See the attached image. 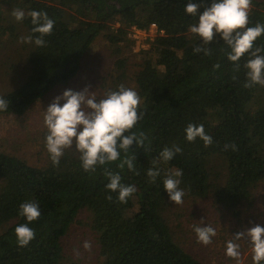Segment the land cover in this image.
I'll return each instance as SVG.
<instances>
[{"label": "trees", "instance_id": "obj_1", "mask_svg": "<svg viewBox=\"0 0 264 264\" xmlns=\"http://www.w3.org/2000/svg\"><path fill=\"white\" fill-rule=\"evenodd\" d=\"M1 2L11 14L15 9L25 13L15 27L6 28L10 35L17 37L18 31L23 37L32 34L31 11L47 13L54 27L51 35L43 37V46L24 43L25 78L16 88L0 94L9 102L0 116H21L52 89L67 84L102 34L115 58L117 74L106 92L120 85L137 92L142 117L131 131L143 134L146 140L144 148H137L134 142L129 149L133 171L127 165L118 167L125 158L123 152L119 160L106 166L121 177L122 184L136 187L123 204L117 200L118 193L106 189L110 181L104 169L85 172L79 153L72 149L65 150L58 166L49 157L43 167L0 153V264H67L61 241L82 211L89 213V227L97 237L99 264H203L173 238L163 215L168 197L164 180L181 170L179 189L184 196L211 198L234 215L251 202L253 188L264 180V102L256 101L261 86L244 87V64L252 57L245 54L237 67L227 59L230 49L219 36L206 46L211 55L194 52L201 44L189 27L198 23L213 0ZM189 2L198 5L195 17L185 13ZM111 23L117 26L111 28ZM257 23L264 24V0H252L248 27ZM152 24L161 35L138 53L139 69L130 87L122 49L130 44L127 35L132 27L146 30ZM256 47L264 55V34L254 42ZM190 123L202 124L212 144L205 147L199 138L187 142L185 129ZM225 145H235L236 150H225ZM174 146L181 152L172 160L159 158L161 151ZM149 169L159 171L155 182L147 176ZM109 195L111 200L106 198ZM28 201L39 205L41 215L28 225L35 238L19 247L14 230L26 223L18 213L19 205Z\"/></svg>", "mask_w": 264, "mask_h": 264}, {"label": "clouds", "instance_id": "obj_2", "mask_svg": "<svg viewBox=\"0 0 264 264\" xmlns=\"http://www.w3.org/2000/svg\"><path fill=\"white\" fill-rule=\"evenodd\" d=\"M251 4L252 0H213L210 7L199 16L198 23L189 27V32L197 36L201 44L194 49L195 53L211 55V49L206 46L219 36L230 49L227 59L237 67L245 54L252 57L244 64L247 69L245 88L264 86V55H260L262 49L254 48V42L264 34V24L257 23L253 27H248ZM197 9V4L189 2L184 10L186 14L195 17ZM28 15L34 26L31 29L32 34L22 37L20 42H34L36 46H43L45 44L43 37L51 35L54 21L45 12L31 11ZM12 16L15 21L21 22L25 13L23 10L15 9ZM33 34H36L34 40ZM89 87L86 86L81 91L65 90L61 96L55 97L44 111L43 122L47 129L46 151L53 166H58L65 150L74 149L79 153L82 169L94 173L97 167L103 168L110 181L106 189L118 193L119 203H127L136 192V187L122 184L121 177L113 174L106 166L119 160L123 152L125 158L118 167L124 168L127 165L130 171L134 170L133 157L127 154L134 142L137 148H144L146 140L143 134L138 135L137 132L131 131L142 117V113L139 112L140 97L133 89L120 85L115 91L108 90L104 98L97 99L95 92L89 91ZM61 101H64L62 106ZM8 104V101L0 98V111L8 110ZM185 134L186 141L190 143L199 138L207 147L213 142L212 137L205 133L202 124H188ZM229 147L233 151L236 150L235 145H225V150ZM179 152L181 149L178 146L165 148L160 152L159 158L168 162ZM158 175V170L147 171L150 182H155ZM182 175L181 170H176L163 182L164 191L175 206L183 204L184 192L179 189L178 179ZM106 198L112 199L110 195ZM18 214L25 218L26 223L15 228L16 241L19 247H26L35 238L34 230L28 225L40 218L39 205L31 201L21 203ZM193 231L197 243L203 246L211 244L212 238L216 236V231L211 226H194ZM242 239H246L252 246L253 264H262L264 227L256 225L236 233L234 240H229L226 244L225 255L228 258L239 260V244L235 241ZM84 248L90 250V243L85 242Z\"/></svg>", "mask_w": 264, "mask_h": 264}, {"label": "rangeland", "instance_id": "obj_3", "mask_svg": "<svg viewBox=\"0 0 264 264\" xmlns=\"http://www.w3.org/2000/svg\"><path fill=\"white\" fill-rule=\"evenodd\" d=\"M9 25L15 27L16 21L9 7L0 0V94L9 92L21 84L27 69L24 64L25 45L20 42L23 32L18 31L17 37L10 35L6 31ZM115 26L116 23H111V28ZM148 35L147 38L136 40L127 36L130 44L122 49L121 57L126 60L125 73L127 85L130 87L133 86L132 76L139 69L138 53L147 50L156 37L155 32ZM114 61L115 58L101 34L83 56L76 76L67 84L52 89L21 116H0V153L15 156L33 167L45 166L49 154L45 146L47 129L43 122L44 111L55 97L61 96L68 89L81 91L90 86L89 91L95 92L97 99L104 98L107 88L116 80ZM256 101L264 102V86H261ZM60 103L62 106L64 101ZM163 215L175 242L203 264H251L252 246L246 239L235 241L239 244V260L230 259L225 255L226 244L229 240H234L238 232L256 225L264 227V180L253 188L251 202L240 206L237 215L215 205L211 198L196 199L187 196H183V204L178 206L167 197ZM194 226L214 228L216 236L212 238V243L207 246L197 243ZM85 242L90 243V250L84 248ZM61 245L67 264L100 262L97 237L89 227V213L85 211L78 214L75 223L62 238Z\"/></svg>", "mask_w": 264, "mask_h": 264}, {"label": "built area", "instance_id": "obj_4", "mask_svg": "<svg viewBox=\"0 0 264 264\" xmlns=\"http://www.w3.org/2000/svg\"><path fill=\"white\" fill-rule=\"evenodd\" d=\"M152 32H155V33H156V36L161 35V33L158 32L157 27H156L154 24H152V25H150V27H149L148 29H146V30H140V29H138V28H136V27H132V28L129 30L127 36H128L129 38L133 39V40H136V39H138V38H147V37H149L148 34H150V33H152Z\"/></svg>", "mask_w": 264, "mask_h": 264}]
</instances>
